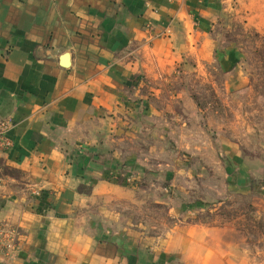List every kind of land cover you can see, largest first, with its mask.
<instances>
[{
    "label": "crops",
    "instance_id": "obj_1",
    "mask_svg": "<svg viewBox=\"0 0 264 264\" xmlns=\"http://www.w3.org/2000/svg\"><path fill=\"white\" fill-rule=\"evenodd\" d=\"M230 2L0 0V121L13 141L0 160L17 172L0 178V222L16 234L0 264H242L210 225L150 235L116 204L136 190L120 181L133 157L116 142L136 115L162 114L154 85L190 63L235 67L216 36Z\"/></svg>",
    "mask_w": 264,
    "mask_h": 264
},
{
    "label": "rangeland",
    "instance_id": "obj_2",
    "mask_svg": "<svg viewBox=\"0 0 264 264\" xmlns=\"http://www.w3.org/2000/svg\"><path fill=\"white\" fill-rule=\"evenodd\" d=\"M216 36L221 49L236 48L235 67L190 63L154 85L162 114L136 115L135 131L113 139L133 157L118 168L120 181L136 188L116 204L123 224L146 234L210 225L234 263L264 264V0H231ZM9 172L17 174L0 160V178Z\"/></svg>",
    "mask_w": 264,
    "mask_h": 264
},
{
    "label": "built area",
    "instance_id": "obj_3",
    "mask_svg": "<svg viewBox=\"0 0 264 264\" xmlns=\"http://www.w3.org/2000/svg\"><path fill=\"white\" fill-rule=\"evenodd\" d=\"M7 130L8 123L6 121H0V145L6 150L13 145V141L7 136ZM129 180H131L130 177ZM0 230V234L3 235V238L0 239V250L13 249V243L16 236L15 231L13 229L9 230L8 226H0Z\"/></svg>",
    "mask_w": 264,
    "mask_h": 264
},
{
    "label": "water",
    "instance_id": "obj_4",
    "mask_svg": "<svg viewBox=\"0 0 264 264\" xmlns=\"http://www.w3.org/2000/svg\"><path fill=\"white\" fill-rule=\"evenodd\" d=\"M69 58H70V54L69 53H65L63 56H62V65L67 67L70 65V61H69Z\"/></svg>",
    "mask_w": 264,
    "mask_h": 264
}]
</instances>
